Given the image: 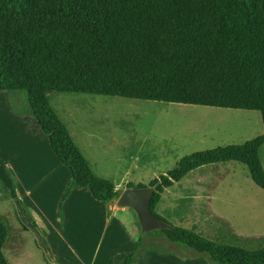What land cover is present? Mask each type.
Wrapping results in <instances>:
<instances>
[{"label":"trees","instance_id":"1","mask_svg":"<svg viewBox=\"0 0 264 264\" xmlns=\"http://www.w3.org/2000/svg\"><path fill=\"white\" fill-rule=\"evenodd\" d=\"M1 91L27 92L51 150L71 173L66 194L82 187L96 201H114V185L91 171L47 94L258 110L264 123V0H0ZM263 143L264 135L184 158L150 183L151 215L168 224L155 213L160 195L208 164L241 162L264 188ZM159 232L215 264H264V248L216 243L170 224ZM7 233L0 218V264H7Z\"/></svg>","mask_w":264,"mask_h":264},{"label":"rangeland","instance_id":"2","mask_svg":"<svg viewBox=\"0 0 264 264\" xmlns=\"http://www.w3.org/2000/svg\"><path fill=\"white\" fill-rule=\"evenodd\" d=\"M47 99L91 171L110 181L119 196L128 188H148L194 153L264 135L258 110L76 93H48ZM258 158L264 172V143ZM70 183V171L53 154L27 92L1 91L0 218L8 232L2 248L7 264H120L131 254L136 264H167L144 249L148 233L133 248L125 219L118 226V216L111 222L105 202L86 188L72 187L67 195ZM103 211L108 220L102 222ZM155 213L216 243L264 248V188L241 162L193 169L164 189ZM136 224L140 232L137 217ZM150 234L169 242L159 230Z\"/></svg>","mask_w":264,"mask_h":264},{"label":"crops","instance_id":"3","mask_svg":"<svg viewBox=\"0 0 264 264\" xmlns=\"http://www.w3.org/2000/svg\"><path fill=\"white\" fill-rule=\"evenodd\" d=\"M62 165H64V164H62ZM70 175H71V173H70ZM67 195H66V197H67ZM117 199L114 201L106 202V203H102V204L105 205L106 210H108L112 213L111 222L114 221V216H118V218L116 220L117 226L121 223V219L124 218L126 225L129 228H132V234H131L130 240H134L132 246H134L133 248H136L137 244H141V238L143 237L144 234L141 232V228H140V232L137 230L138 229L137 224H136V217L137 216H135L136 214L134 215L135 212L130 208L118 207L117 206ZM106 215H107V212L103 211L102 216H101L102 222L107 219ZM149 239H150V241L147 243V245L144 247V249L150 250V251L153 250L155 252V255L158 257H161L162 260H164L167 264H187V263L192 264V263H195L196 261H199L197 259H200L201 257H204V255H205V254H196V253L192 252V250L188 249L187 246L182 245V244H173L170 242H166L165 240L162 241L164 238H157V236L153 235V234H149ZM157 242L162 243V248L159 249L157 247V245H156ZM177 245H181V248L178 247ZM138 250L137 251L140 252L141 248ZM138 252H137V254H138ZM137 254H136V256H137ZM208 259H210V258H208ZM90 264H97V263L95 261H92ZM120 264H124V261H122ZM131 264H136V262H132ZM203 264H215V263L212 262V260H208L207 262H205Z\"/></svg>","mask_w":264,"mask_h":264},{"label":"water","instance_id":"4","mask_svg":"<svg viewBox=\"0 0 264 264\" xmlns=\"http://www.w3.org/2000/svg\"><path fill=\"white\" fill-rule=\"evenodd\" d=\"M154 193V187L128 188L117 199V206L132 209L143 234L155 230L168 229L165 222L154 218L149 211V200Z\"/></svg>","mask_w":264,"mask_h":264}]
</instances>
